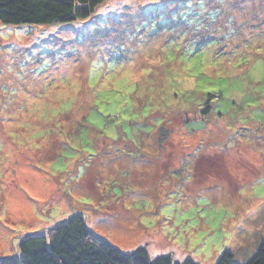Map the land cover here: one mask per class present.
<instances>
[{
  "label": "rangeland",
  "instance_id": "rangeland-1",
  "mask_svg": "<svg viewBox=\"0 0 264 264\" xmlns=\"http://www.w3.org/2000/svg\"><path fill=\"white\" fill-rule=\"evenodd\" d=\"M75 214L126 253L250 262L264 0H106L66 26L0 22V256Z\"/></svg>",
  "mask_w": 264,
  "mask_h": 264
},
{
  "label": "trees",
  "instance_id": "trees-1",
  "mask_svg": "<svg viewBox=\"0 0 264 264\" xmlns=\"http://www.w3.org/2000/svg\"><path fill=\"white\" fill-rule=\"evenodd\" d=\"M106 0H0V22L8 26H66L89 19ZM170 49V48H169ZM177 52L184 53L180 49ZM244 63V62H242ZM213 94L206 95L207 107ZM208 110L205 109L204 112ZM201 113H203L201 111ZM223 252L216 264H232ZM0 264H199L192 257L178 261L173 254L152 257L147 247L121 251L91 233L82 214L56 222L20 238L18 250L0 256ZM248 264H264V245Z\"/></svg>",
  "mask_w": 264,
  "mask_h": 264
}]
</instances>
